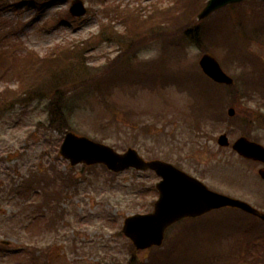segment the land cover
I'll return each mask as SVG.
<instances>
[{"label": "rangeland", "instance_id": "1", "mask_svg": "<svg viewBox=\"0 0 264 264\" xmlns=\"http://www.w3.org/2000/svg\"><path fill=\"white\" fill-rule=\"evenodd\" d=\"M82 1L87 11L77 19L67 14L71 0H0V34L11 33L0 41L1 65H6H0V77H11L0 79V91L7 85L16 88L9 66L19 68L23 56H45L56 46L77 47L87 69L76 67L81 72H71L60 88L65 90L63 110L70 131L119 153L132 147L145 160L179 163L181 170L211 190L264 211V183L257 176L260 165L244 161L230 147L217 145L219 135L225 133L231 144L243 132L264 146L262 110H258L262 92L256 93L258 100H250L245 91H252L240 78L242 69L251 70L252 66L239 63V56L227 49L233 46L235 51L232 35L236 32L257 29L261 39L250 40L246 49L264 59V4H241L237 8L242 23L239 29H244L235 32L231 20H223L231 35L229 41L207 45V53L236 80L239 103L235 109L241 112L240 120L247 113L253 114V131L243 128L239 120L234 124L224 120L214 124L213 130L209 126L203 133H191L185 124L191 99L178 80L185 73L202 74L197 64L202 51L185 41L178 30H183L186 19L173 27L162 23L160 29L131 35L127 38L130 43H124L112 36L109 28H100L101 22L109 21L104 14L106 7L149 9L154 2L165 7L170 0ZM225 10L198 21L199 10L191 20L202 28L215 26ZM112 21L111 28L122 33L125 26L115 18ZM96 73L101 75L96 78ZM229 90L222 91L227 95ZM220 101L226 115L228 98ZM48 103L47 96L16 104L0 115V198H5L11 185L30 178L31 172H35L41 189L49 193L59 189L62 193L51 203L50 208L57 209L51 215L46 209L35 210L31 202L0 201V246L9 243L4 246L8 248L5 255L0 252V264H25L24 253L30 246L44 249L50 264H127L132 252L139 262H147L157 248L132 251L130 241L120 233L125 217L152 209L151 203L157 199L154 185L159 178L148 171L128 170L112 176L102 167L83 173L81 166L70 167L58 155L62 135L47 128ZM56 175L62 180L72 175L77 182L65 188ZM66 182L73 184L71 180ZM198 222L202 225L193 234L195 238L182 244L174 256H163L161 264H264L261 224L236 210L213 212ZM248 224L252 228L246 229ZM178 230L167 233L168 242L158 251L171 247L169 240ZM11 253L16 256L9 257Z\"/></svg>", "mask_w": 264, "mask_h": 264}, {"label": "trees", "instance_id": "2", "mask_svg": "<svg viewBox=\"0 0 264 264\" xmlns=\"http://www.w3.org/2000/svg\"><path fill=\"white\" fill-rule=\"evenodd\" d=\"M203 4V0H170L165 7L161 3L156 2L151 4L149 9L142 6L121 8L120 5H113L107 7L105 14L110 13L113 18L122 23L125 26L124 31L118 33L117 30H113L110 21L101 24L100 28H109L112 36L121 38L124 43H130L127 38H130L131 35L148 33L152 30L160 29L162 23L170 27L180 25L186 19L185 24L182 25L183 30H178L181 31V35L185 41L196 46L202 52L208 51L212 46L222 45L224 41L225 43L229 41L231 35H229L226 23L222 22L223 20H231L230 22L234 25L235 32L243 29H239L242 27L241 15L237 10L239 6H233L227 9L224 15L215 21L217 22L215 26L206 27L207 29L202 28L198 23L192 21L191 18L200 10ZM219 22H222V24L218 25ZM107 33L105 32V35ZM232 37L235 39V43H233L235 51L232 46L227 47L228 52L233 56L235 52L239 56V63L245 64L248 62V65L250 64L252 66L251 70L242 69L240 81H243V84L252 91V93L248 91H245V93L252 100L256 99L257 92H262L260 93L262 95V106L258 110H262V128H264V59L249 52L247 50L248 47L246 49L248 41L257 40L258 37L252 36L244 31L236 32ZM141 41H144V39ZM209 44L211 46L207 48ZM79 51L77 47L69 49L68 47L56 46L44 57L35 56L32 53L22 58L21 66L14 73L18 79V86L15 89L6 87L0 91V115L16 104H21L25 101L40 100L49 96L47 128L55 130L60 134L66 129H69L63 110L65 90L60 88L70 78L71 72H81L80 68L87 67L85 63L82 65L84 59H82V52ZM78 66L80 68L76 70ZM182 77L178 81L192 98L188 117L190 118V128L194 132L203 133V131H206L205 128L209 126L210 130H213L212 126L214 124H220L224 120L228 123H234L235 120H239L238 122H241L243 128H253V114L247 113L244 117L245 119L240 120L238 117L241 116V112L237 111L235 118L226 119L224 106L220 105V100L224 97L228 98L227 103L229 106L236 107L239 103L237 99L236 80L235 84L229 87L231 90L226 95L222 91L225 87L214 84L202 74H199V71L185 73ZM96 87L97 85L95 89ZM219 89H221V93L215 96L214 93H217ZM256 122L258 123L257 120ZM32 176L31 179L27 178L24 182L20 183L18 188L11 190V194L18 199L26 198L30 194L29 191L32 187L30 185L36 182V176ZM42 192L46 196L43 199V203L47 207L51 203V197L60 195V193L54 191L50 194H47L44 190ZM48 209L50 210L51 208ZM196 232V225H190V223L183 224L169 240L171 247L165 248L162 252L158 250L152 252L147 262L145 260L139 262L135 257V253L132 252L127 264H161L160 259L163 256H174V250L176 249L174 245L181 246L187 241L194 239L195 236L193 234H196ZM30 260L31 263L28 262L27 264H48L45 258L42 260V258L32 257Z\"/></svg>", "mask_w": 264, "mask_h": 264}, {"label": "water", "instance_id": "3", "mask_svg": "<svg viewBox=\"0 0 264 264\" xmlns=\"http://www.w3.org/2000/svg\"><path fill=\"white\" fill-rule=\"evenodd\" d=\"M241 1L243 0H208L197 19L203 20L214 11ZM259 1L264 2V0ZM85 11L81 0L72 1L69 8L72 16L81 17ZM198 65L203 74L213 82L227 86L233 84L232 78L222 71L217 61L209 54H203ZM227 114L229 117L234 116V109H228ZM218 144L228 146L226 135L219 137ZM232 149L246 159L264 163V147L245 137L237 139ZM59 154L72 166L78 163L86 165L100 163L113 172L128 168L151 169L162 178L156 185L159 198L154 205V211L146 215L130 216L124 220L123 234L133 242L136 249L160 246L164 231L171 224L180 219L195 218L222 207L237 208L264 221V213H260L247 203L209 191L201 182L168 163L159 160L146 162L133 149H128L120 155L109 147L68 132L64 136ZM258 174L264 180V168L259 170Z\"/></svg>", "mask_w": 264, "mask_h": 264}, {"label": "flooded vegetation", "instance_id": "4", "mask_svg": "<svg viewBox=\"0 0 264 264\" xmlns=\"http://www.w3.org/2000/svg\"><path fill=\"white\" fill-rule=\"evenodd\" d=\"M260 167H262V164H261V166ZM261 183H262V180H261Z\"/></svg>", "mask_w": 264, "mask_h": 264}]
</instances>
